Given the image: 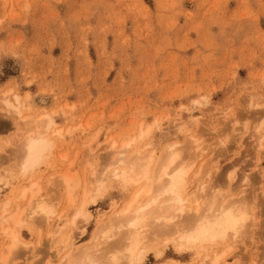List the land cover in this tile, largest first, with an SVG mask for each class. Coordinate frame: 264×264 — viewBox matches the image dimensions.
Returning a JSON list of instances; mask_svg holds the SVG:
<instances>
[{"label": "rangeland", "instance_id": "1", "mask_svg": "<svg viewBox=\"0 0 264 264\" xmlns=\"http://www.w3.org/2000/svg\"><path fill=\"white\" fill-rule=\"evenodd\" d=\"M262 87L264 0H0V208L6 201L23 206L20 192L40 184L43 195L56 193L58 227H66L68 234L83 191H75L69 206L58 176L74 168L80 185L88 186L91 180L82 166L88 155L109 158L112 142L123 149L157 119L167 129L189 117H223L244 96L259 95ZM13 95L19 96L21 116L5 107ZM52 112L57 113L49 132L53 148L43 167L27 178L9 179V167L17 168V150H4L2 141L41 129L40 118ZM258 117L256 110L253 119ZM219 123L223 129L225 122ZM61 131L63 135H55ZM193 160L197 170L203 165L212 172L218 186L229 185L234 165L247 170L248 183L241 172L231 188L250 206L253 220L247 240L240 241L229 259L264 264L259 145L205 141ZM130 194L110 191L89 204L91 218L76 222V234L83 232L74 245L88 242L99 223L123 209ZM2 226L0 255L8 243ZM54 229L45 224L42 250L32 251L61 261L68 254L61 243L65 237L62 232L49 239ZM221 250L167 255L177 264H204L205 257L210 264ZM31 254L20 248L11 257L22 262Z\"/></svg>", "mask_w": 264, "mask_h": 264}, {"label": "snow or ice", "instance_id": "2", "mask_svg": "<svg viewBox=\"0 0 264 264\" xmlns=\"http://www.w3.org/2000/svg\"><path fill=\"white\" fill-rule=\"evenodd\" d=\"M238 105L235 110H227L223 117L218 114L189 117L188 121L178 120L176 127L170 125L167 129L157 119L147 131L142 127L139 137L125 144L123 149L113 144L109 158L87 156L82 166L86 178L93 184L96 199L110 191L135 193L127 206L125 215L128 218L121 227L122 236L118 238L110 232L103 234L105 242H114L103 253L89 249L82 256L57 261L32 251L41 249L44 225L47 223L51 228L57 216L56 193L50 191L45 196L43 187L33 183L31 189H25L23 211L19 206H12L11 201L3 206V216L15 227L5 231L9 258H0V264H177L168 258L170 251L203 253L220 248L223 251L211 260V264H248L247 261L229 259L240 241L247 240L253 220L249 205L233 195L231 188L233 177L241 172L245 173L241 179L248 183L247 170L234 165L228 174L229 185L218 186L220 181L212 172L206 171L203 165L197 170L193 160V154L199 157L203 152L205 141L219 139L220 144H246L250 140L259 145V162L264 167V87L259 95L244 96ZM256 110L259 117L253 119ZM56 115L52 112L40 118L48 127L40 129L39 138L29 133L27 137L14 136L2 141L4 150H17V168L9 167V179L27 178L43 167L53 148L47 137ZM221 120L225 122L223 129ZM228 125H231L230 130ZM55 135H63V132ZM133 145H138L135 151H132ZM8 154L12 155L10 151ZM72 171L59 178L70 200L72 186L79 182V174L74 176ZM29 191L31 199L28 198ZM142 197H147L143 203ZM24 230L26 235L21 237L20 232ZM52 238L49 231V239ZM20 248L28 249L32 254L17 262L10 254ZM207 261L208 257H205L204 264ZM192 264L197 261L193 260Z\"/></svg>", "mask_w": 264, "mask_h": 264}, {"label": "bare ground", "instance_id": "3", "mask_svg": "<svg viewBox=\"0 0 264 264\" xmlns=\"http://www.w3.org/2000/svg\"><path fill=\"white\" fill-rule=\"evenodd\" d=\"M12 99H13V101H8V100L5 101V107L7 108L8 112H10V113L12 112V113H15L17 116H21L20 101H19V103H17V101L19 100V96L18 95H13V98ZM53 125H54V121H53ZM47 127H48L47 124L43 122L42 128L47 129ZM147 128L148 127H146V130L145 131H147ZM39 131H40V129H37L35 132H33V134H36L37 137H38ZM47 138L50 139L49 133H48V137ZM127 143H129V142H127ZM111 144L113 145L115 143L112 142ZM61 176H63V175L58 176V178L55 177V179L56 178L59 179ZM52 180H54L53 177H52ZM59 182L61 184L60 179H59ZM80 187L82 188L83 193H82V196H81V199H80V202H79V206L75 210V214H74V216H73V218H72V220L70 222V228H71L70 232L68 234H64V232L66 230V227H64V228H59L58 227L59 220L61 218V216L59 214H57V216L54 219V221L52 223V226H51L52 229L55 228L54 231L52 232V233H54L53 234V238L56 236L57 233H62L63 232L62 233V236H64L65 238H64L63 241H61V243L63 244L62 245L63 246L62 248L68 254L71 253L69 255V257H67L68 254L65 257V258H68V259H72V258H74L76 256H82V253L85 252V251H88L89 249H96V250L100 251L101 253H103L107 248L111 247V244L114 243V242H112V241L105 242L104 241V235L103 234L105 232H110L115 237H118L119 238L120 236H122L121 227L123 226V222L128 218L127 215H125V213H127V211H128V207L127 206L132 201L133 196L135 194L134 191L131 192L129 198L124 203L123 209L121 211H118L115 214H113L107 221H104V222L99 223L96 226V228L94 229V231L92 232L91 239H89V241L86 242L83 246L77 247V246L74 245L75 244V241H76L78 235L82 234L83 231H80L79 233L76 234V230L79 229L76 226V222L78 220H81L84 223H87V221L91 218L90 212L87 210V206L89 204L95 205L96 204V201H97V199L92 195V193H93L92 182L88 186L87 185H85V186L80 185V183L78 182V184H74L72 186L71 200L69 198V193L64 190V194H65V197H66L67 202L69 203V206H71V204L73 203V200H74V195L73 194ZM25 189H30V188H25ZM25 189L20 192L19 199H24ZM28 198L31 199V191L28 192ZM146 200H147V197H142L141 202L143 203ZM8 202L9 201H6L5 203H3V205L0 208V227L2 228L3 227L2 225H4V228L2 229L3 232H4V234H5V231L8 228L15 227L14 224H11L10 225L7 222V220H8L7 217H4L3 216V206L6 203H8ZM15 206H19V205H14V207ZM23 206H21V207L19 206L21 211H23ZM249 211H251V210H249ZM45 224H47V223H45ZM125 231H127L126 227H125ZM7 239H8V237H7ZM75 247H76V249H75ZM3 251L6 252V253H2L0 255V258H4V259L8 258L9 257V253H8V243L6 244L5 249ZM222 251H223V249L220 252H222ZM220 252H216L212 259H214L215 256L218 255ZM211 260H210V264H211ZM201 264H203V263H201Z\"/></svg>", "mask_w": 264, "mask_h": 264}]
</instances>
